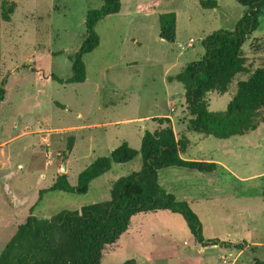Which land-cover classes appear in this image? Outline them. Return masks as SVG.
Returning a JSON list of instances; mask_svg holds the SVG:
<instances>
[{
    "label": "rangeland",
    "instance_id": "1",
    "mask_svg": "<svg viewBox=\"0 0 264 264\" xmlns=\"http://www.w3.org/2000/svg\"><path fill=\"white\" fill-rule=\"evenodd\" d=\"M152 1L120 0V13L95 27L99 45L83 57L85 81L60 84L51 76H71L69 57L86 36L85 14L103 0H0V88L5 90L0 102V253L30 214L49 219L108 200L112 183L140 169L141 160L114 164L85 195L51 191L38 201L39 192L59 175L66 174L75 186L82 170L123 142L138 150L145 131L166 126L156 119L168 118L162 115L171 117L177 138L187 128L183 89L167 79L203 55L208 35L233 31L246 8L235 0H213L215 9H203L202 0H158L153 13L136 12V4ZM169 12L176 14L173 44L158 35L159 16ZM243 54L249 72L264 65V7ZM246 78L239 74L226 93L209 94L208 109L223 111L237 82ZM182 135L187 146L192 144V155L201 152L226 167L214 174L184 168L159 172L164 191L185 201L198 218L203 244L179 214H138L120 239L104 248L100 264H230L238 251L231 244L238 241L255 246L245 249L236 264H264L259 248L264 245V124L229 139L190 131ZM68 159L64 172L61 166ZM211 241L217 242L215 248L206 244Z\"/></svg>",
    "mask_w": 264,
    "mask_h": 264
},
{
    "label": "trees",
    "instance_id": "2",
    "mask_svg": "<svg viewBox=\"0 0 264 264\" xmlns=\"http://www.w3.org/2000/svg\"><path fill=\"white\" fill-rule=\"evenodd\" d=\"M235 1L246 8V13L234 30H218L208 35L202 43L203 55L167 79L176 81L183 89L190 115L187 130L216 139L246 135L264 124V65L249 72L243 54L247 37L258 28V15L264 7V0ZM157 3L158 0L136 4L135 10L137 13H153ZM200 6L203 9L217 8L213 0H202ZM120 9V0H103L99 8L87 10L86 36L79 49L69 57L71 76L61 80L52 75L54 81L60 84L85 81L83 57L99 45L95 27L99 21L118 15ZM3 17L9 20L6 14ZM158 21L159 38L173 44L176 40V14L164 13ZM239 74H247V78L237 82L235 94L227 107L219 112L210 111L208 95L226 93ZM4 94L5 90L0 88V102L4 100ZM156 119L159 125L166 126L154 132L145 131L138 150L123 142L108 156L95 159L82 170L75 186L68 183L66 174H61L38 196L39 201L43 193L51 191L85 195L91 183L110 171L114 164L129 163L139 156L140 169L115 180L109 189L108 200L88 205L80 211H61L49 219L30 214L1 251L0 264H100L104 248L120 239L134 216L159 211L181 215L195 241L202 243L198 218L185 201H179L164 191L159 183V172L184 168L204 174L211 173L216 165L182 159L185 138L176 140L168 118ZM206 244L214 246L217 242ZM244 245L242 242L233 246L240 248ZM122 264L136 263L129 260ZM255 264L263 263L256 260Z\"/></svg>",
    "mask_w": 264,
    "mask_h": 264
},
{
    "label": "crops",
    "instance_id": "3",
    "mask_svg": "<svg viewBox=\"0 0 264 264\" xmlns=\"http://www.w3.org/2000/svg\"><path fill=\"white\" fill-rule=\"evenodd\" d=\"M162 116H164V117H168V119H170V121L172 122V119H171V117L169 116V115H162ZM173 123V122H172ZM188 123V121L186 122V124ZM262 125V124H261ZM75 129V131H77V130H80L79 128H81V126H77V127H74ZM185 130H182V132H185V131H188L187 130V128H184ZM182 132H181V136H184V135H182ZM191 132V131H190ZM202 135V134H201ZM181 136H179L178 138L179 139H181ZM205 136V135H204ZM175 138H176V140H179L178 138H177V136H176V134H175ZM192 147V144H189L188 146H187V143H186V147H185V150H184V152L181 154V158L182 159H184V160H186V161H198V162H205V163H214L215 165H216V168L211 172V173H209V174H214V173H216V170L218 169V167H223V168H226V167H224L223 165H222V163L220 162V161H218V160H215L212 156H209V155H203V154H201V152H200V150H199V152H200V154L199 155H197V156H194V155H192V153L190 152V148ZM76 148V144H75V146H74V148H73V150ZM198 149H201V146H199L198 147ZM68 162H69V159L67 160V162H66V164H67V167H68ZM227 170V169H226ZM67 171H68V169H67ZM206 174V173H205ZM264 174V173H263ZM258 175V174H257ZM159 183H160V181H159ZM167 189L169 188V186H167L166 187ZM261 203H264V190L262 191V193H261ZM242 242H244V241H238V243H236L237 245L239 244V243H242ZM245 243V245L244 246H242V247H240V248H235L233 245H236V244H231V246H232V248H234V250H238L237 251V253L234 255V257L232 256V259H231V263L230 264H236L237 262H238V258L240 257V255H241V253L245 250V249H247V250H249V249H251V250H253V246H255V244H247L246 242H244ZM222 244H225V243H222ZM222 244L220 245L221 247H226V246H222ZM226 245V244H225ZM257 245V244H256ZM228 246H230L229 244H228ZM212 247H214L215 248V245L214 246H212ZM259 248H261V249H263L264 250V245H262V246H259Z\"/></svg>",
    "mask_w": 264,
    "mask_h": 264
},
{
    "label": "water",
    "instance_id": "4",
    "mask_svg": "<svg viewBox=\"0 0 264 264\" xmlns=\"http://www.w3.org/2000/svg\"><path fill=\"white\" fill-rule=\"evenodd\" d=\"M61 170L65 172V170H66V160L63 161L62 166H61Z\"/></svg>",
    "mask_w": 264,
    "mask_h": 264
}]
</instances>
